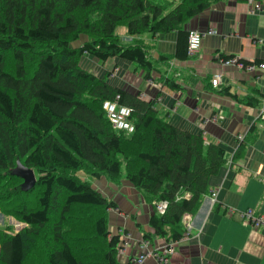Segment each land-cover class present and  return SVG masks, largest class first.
Instances as JSON below:
<instances>
[{
	"label": "trees",
	"instance_id": "1",
	"mask_svg": "<svg viewBox=\"0 0 264 264\" xmlns=\"http://www.w3.org/2000/svg\"><path fill=\"white\" fill-rule=\"evenodd\" d=\"M218 1L0 0V214L26 225L13 234L0 229V264H119L120 236L108 226L117 205L78 172L129 182L152 206L148 225L157 238L169 244L184 236V218L198 212L227 164L225 149L170 124L154 100L110 87L83 59L119 58L149 79L155 69L146 46L124 44L116 29L130 37L174 32V57L186 60L183 25ZM159 81L181 89L165 75ZM117 95L131 109L130 134L114 130L102 109ZM262 97L254 90L243 104L262 106ZM256 129L237 142L230 166ZM17 161L35 173L26 192L11 174ZM159 202H166L163 214L155 210Z\"/></svg>",
	"mask_w": 264,
	"mask_h": 264
},
{
	"label": "crops",
	"instance_id": "2",
	"mask_svg": "<svg viewBox=\"0 0 264 264\" xmlns=\"http://www.w3.org/2000/svg\"><path fill=\"white\" fill-rule=\"evenodd\" d=\"M183 28L202 36L198 53L186 60L174 57V32L130 37L124 27L116 29L124 44L137 40L146 46L154 63L149 78L154 83L145 78L142 69L119 58L102 63L92 59V73L105 77L114 89L139 95L145 101L154 100L156 109L170 124L190 133H202L205 141L218 143L226 151L227 164L211 179L210 190L217 189L215 202L206 196L198 212L187 221L185 218L186 236L174 246L166 264H264V229H253L239 218V212L246 210L264 215V119H259L260 104H243L254 90L264 93V71L248 72L235 65H222L221 59L232 56L236 61L264 62V14L251 13L246 0H220L186 21ZM215 74L220 76L217 87L211 85ZM161 75L173 78L181 89L157 87ZM252 125L256 133L230 166L237 135L246 133ZM89 182L117 205L108 214L109 230L128 241L125 254L118 257L119 264H127L142 252L145 233L151 236L147 249L162 250L164 242L148 225L152 206L129 182L117 185L105 177ZM4 218L0 214L1 228L14 223L12 218ZM143 264L159 263L147 258Z\"/></svg>",
	"mask_w": 264,
	"mask_h": 264
},
{
	"label": "built area",
	"instance_id": "3",
	"mask_svg": "<svg viewBox=\"0 0 264 264\" xmlns=\"http://www.w3.org/2000/svg\"><path fill=\"white\" fill-rule=\"evenodd\" d=\"M246 3L248 4L249 11L251 13L264 14V0H246ZM201 40H202V36L200 32L196 30L189 31L188 39H187V48H186V55L188 58H192L198 53L201 46ZM222 65H235L238 68H242L248 72L255 71L256 69H261L264 71V62L259 65L250 64L245 66L239 61H236L231 58L228 60L222 59ZM148 81L150 83L153 82V80L151 79H148ZM219 83H220V76L217 74L213 75V77L211 78V85L213 87H217ZM155 85H157V87L159 86L162 87L160 84H155ZM118 100H119V96L117 95L112 100L104 101L102 103V109L105 113L107 120L109 121L110 125L114 130L123 131L127 134H130L133 132V125L129 120V117L131 115V109L127 106L120 105L118 103ZM260 118L264 119V93L262 97V106L259 111V119ZM245 134L246 133H241L237 135L236 137L237 142L241 141L244 138ZM228 164H230V161ZM216 195H217V189L212 190L209 195V199L211 202H215ZM165 209H166V202H159L155 206V210L159 214H163ZM232 212L233 211L230 210V213ZM185 218L184 220L187 221L190 218V216H186ZM239 218L245 223H248V225H250L253 229H260V228L264 229L263 214H255V212L252 210H246L239 212ZM186 232H187V227H186ZM185 236L186 233L182 238H184ZM180 240L171 242L169 244H166L164 242V246L161 250L160 248L147 249V247L150 246V242L149 240L143 239L140 245L142 252L131 257L128 260L127 264H143L147 258H152L154 260H157L159 264H166L169 257L172 256L174 253L173 250L174 246H176ZM127 244H128L127 238H125V236H121L119 242V249L117 251V258L122 257L125 254V249L127 247Z\"/></svg>",
	"mask_w": 264,
	"mask_h": 264
},
{
	"label": "rangeland",
	"instance_id": "4",
	"mask_svg": "<svg viewBox=\"0 0 264 264\" xmlns=\"http://www.w3.org/2000/svg\"><path fill=\"white\" fill-rule=\"evenodd\" d=\"M156 2H161L162 0H155ZM166 3H168V2H166ZM175 3H178V1H176ZM83 40V38L81 39V41ZM79 43H80V41H79ZM77 45V43H74V46H76ZM81 63V62H80ZM82 67H84L85 69H87L89 72H92V61H90V60H87V59H83V66ZM82 179L84 178V179H88V180H91V182H92V178H90V177H88V176H86L85 174H83V173H80V172H78L77 173ZM98 179V178H97ZM121 181H124V180H121ZM120 181V182H121ZM120 182L117 184V185H119L120 184ZM7 218H11V217H5L4 219H7ZM13 219V218H12ZM8 220H6V222H7ZM13 221H14V223L13 222H11L9 225L6 223V226H5V224H4V226L1 228L0 227V229H4L5 230V233H8V234H13V233H17V232H19V231H21V230H23L25 227H26V225L24 224V223H21V222H19V221H16L15 219H13ZM29 249V251L31 252V253H34V252H32V248H28ZM32 255V254H31ZM30 258H32V256H29V259ZM29 262V260H28V258H26V260H25V262L24 263H28Z\"/></svg>",
	"mask_w": 264,
	"mask_h": 264
},
{
	"label": "water",
	"instance_id": "5",
	"mask_svg": "<svg viewBox=\"0 0 264 264\" xmlns=\"http://www.w3.org/2000/svg\"><path fill=\"white\" fill-rule=\"evenodd\" d=\"M11 174L22 180L20 184L21 191L31 190L35 184L36 177L33 169L27 168L19 161L16 162V166L11 170Z\"/></svg>",
	"mask_w": 264,
	"mask_h": 264
}]
</instances>
